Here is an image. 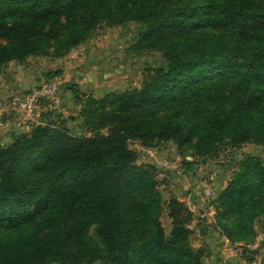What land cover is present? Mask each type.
<instances>
[{"label": "trees", "instance_id": "1", "mask_svg": "<svg viewBox=\"0 0 264 264\" xmlns=\"http://www.w3.org/2000/svg\"><path fill=\"white\" fill-rule=\"evenodd\" d=\"M129 23L144 29L128 52L163 64L139 87L88 98L89 137L40 124L0 146V264H204L207 250L190 243L194 212L164 202L156 167L129 144L172 142L189 168L186 157L223 147L264 151V0H0V72ZM216 203L220 233L253 244L264 233V160L245 155Z\"/></svg>", "mask_w": 264, "mask_h": 264}, {"label": "rangeland", "instance_id": "2", "mask_svg": "<svg viewBox=\"0 0 264 264\" xmlns=\"http://www.w3.org/2000/svg\"><path fill=\"white\" fill-rule=\"evenodd\" d=\"M143 29L139 23L117 27L102 25L88 42L61 58L31 56L23 62L12 61L5 65L0 72V146L10 144L13 135L29 133L40 124L65 128L75 136L89 137L91 133L86 130L81 117L88 98L97 100L139 87L147 68L163 64V57L159 53L135 55L128 52ZM57 72L60 74L49 77ZM53 83L57 85V92L44 96V86ZM37 93L43 96L36 101ZM129 147L139 153L140 163L156 167V179L164 202L167 204L175 197L194 212L195 220L190 226L195 233L190 243L194 249L207 250L204 264H209L211 258L208 256L212 253L215 255L218 250L208 245L215 240H221L217 252L223 256L222 264H229L223 255L227 238L216 227V200L228 186L245 155L252 153L264 160L262 148L245 144L240 148L223 147L217 156L195 159L188 156L186 160L193 162L189 168L183 165L185 156L178 152L172 142L145 148L139 142L131 141ZM162 222L169 232L171 219L167 209ZM205 228L209 234L214 232L213 236H204ZM216 234L221 239H217ZM228 244V247L236 246L231 248L232 251L246 264L256 260L257 252L254 254V249L242 243Z\"/></svg>", "mask_w": 264, "mask_h": 264}, {"label": "crops", "instance_id": "3", "mask_svg": "<svg viewBox=\"0 0 264 264\" xmlns=\"http://www.w3.org/2000/svg\"><path fill=\"white\" fill-rule=\"evenodd\" d=\"M214 211L212 210V212L211 213H213ZM212 217H213V215H211ZM211 218V217H210ZM205 233V235L204 236H208V235H210V236H213V233L214 232H210V234H209V230H207V228H205V231H204ZM216 236H217V239H221L220 237H219V234H216ZM215 236V237H216ZM221 240H215L214 242H212V243H210V244H208L209 245V247L212 249V248H214V249H218L219 250V248H220V244H221V242H220ZM223 242V241H222ZM229 243V241L226 239V243H225V247H226V250H225V252H223V255L225 256L224 258H225V260L227 261V262H229V264H246V262L245 261H243L241 258H239L238 257V255L235 253V252H233L232 251V247L233 248H236V246H229L228 247V244ZM249 247V249H254L253 251H256L257 252V256H256V260H254V262L252 263V264H264V258H263V256H264V233H261L258 237H257V239H256V241H255V243L251 246H248ZM217 250V251H218ZM216 251V254L214 255L213 253L211 254V255H209L208 257H210L211 259V261H210V263L209 264H222V262H221V259H222V255L220 256L219 254H218V252ZM234 253V254H233ZM262 254H263V256H262ZM223 260V259H222Z\"/></svg>", "mask_w": 264, "mask_h": 264}, {"label": "built area", "instance_id": "4", "mask_svg": "<svg viewBox=\"0 0 264 264\" xmlns=\"http://www.w3.org/2000/svg\"><path fill=\"white\" fill-rule=\"evenodd\" d=\"M57 90H58V88H57V85H56L55 83L50 84V85H46V86H44V88H43V92L45 93V94H43V95H44V96H46V95H53V94H55V93L57 92ZM43 95H41L40 93H37V94H36V101H37V99H38L40 96H43ZM33 98L35 99L34 96H33Z\"/></svg>", "mask_w": 264, "mask_h": 264}, {"label": "water", "instance_id": "5", "mask_svg": "<svg viewBox=\"0 0 264 264\" xmlns=\"http://www.w3.org/2000/svg\"><path fill=\"white\" fill-rule=\"evenodd\" d=\"M78 88H76V90H77Z\"/></svg>", "mask_w": 264, "mask_h": 264}]
</instances>
